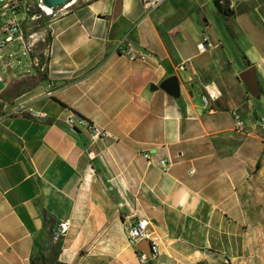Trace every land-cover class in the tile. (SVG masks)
Returning a JSON list of instances; mask_svg holds the SVG:
<instances>
[{"label":"crops","instance_id":"obj_1","mask_svg":"<svg viewBox=\"0 0 264 264\" xmlns=\"http://www.w3.org/2000/svg\"><path fill=\"white\" fill-rule=\"evenodd\" d=\"M226 1L232 19L264 40V0L255 8L252 0ZM75 2L51 23L45 80L26 75L0 94V264H30L56 242L63 222L69 232L60 263L142 264L137 250L147 246L128 239L139 219L149 221L159 249L144 264H264V129L257 123L264 118V42L242 50L258 92L251 95L240 79L224 92L225 48L200 54L197 47L191 56L184 45L190 27L183 11H216L214 0H164L152 13L140 0ZM201 22L212 27L204 14ZM124 41L150 58L119 55ZM172 77L177 95L162 88ZM208 93L216 100L205 106ZM18 105L43 117L11 118L22 114ZM72 115L110 138L92 141L86 130L69 128ZM161 160L170 162L166 174Z\"/></svg>","mask_w":264,"mask_h":264},{"label":"built area","instance_id":"obj_2","mask_svg":"<svg viewBox=\"0 0 264 264\" xmlns=\"http://www.w3.org/2000/svg\"><path fill=\"white\" fill-rule=\"evenodd\" d=\"M149 13L157 10L164 0H140ZM24 5V0H0V63L4 62L3 53L8 46L16 41L23 44V48L26 54L31 56L39 43L45 41L48 34H50L51 23L61 17L68 14L71 5H65L56 9L46 8L41 0H36L33 6ZM20 15H22L20 17ZM48 19V21L46 20ZM44 20L47 27L43 29L39 28V21ZM217 48V45L213 44L210 38L203 34L198 45V51L200 54H206ZM119 55L129 59L131 62L146 60L150 58V54L137 50L131 43L122 42L118 48ZM46 55L49 56V50L46 51ZM34 64L38 65V60L35 59ZM0 82L5 84L4 78L0 77ZM1 94V93H0ZM53 87L49 85L47 96L52 97ZM216 97L210 93L203 97V104L209 106L211 102L215 101ZM27 107L24 105L17 106L18 113H25ZM29 116L33 119H41L43 115L41 113L29 110ZM237 129L245 132L244 122L240 117L235 118ZM66 125L71 129H84L89 132L92 141H99L110 138V135L96 127L90 121L85 118L72 115L65 120ZM257 123L264 129V118L259 119ZM145 159L150 158V154L144 155ZM163 172L166 174L170 170V162L167 160H161L159 163ZM149 221L147 219H139L133 223L128 229V239L131 246L136 247L137 244L149 241ZM69 232V224L63 222L60 223L54 231V240L60 241ZM151 243L150 256L143 251H138L139 262L144 264L148 263L150 259H155L159 255L158 247Z\"/></svg>","mask_w":264,"mask_h":264},{"label":"rangeland","instance_id":"obj_3","mask_svg":"<svg viewBox=\"0 0 264 264\" xmlns=\"http://www.w3.org/2000/svg\"><path fill=\"white\" fill-rule=\"evenodd\" d=\"M76 1V2H75ZM74 2L77 3L76 7L82 6L83 1L85 0H75ZM262 0H252L248 4V7H258ZM222 4L225 9H228L229 12L230 2L226 0L222 1ZM24 5L27 8L28 6L35 5V0H24ZM168 7V4L163 5L161 8V12L164 11ZM243 5L241 8L237 9V13L243 12ZM261 13H264V5L259 8ZM261 13H258L261 16ZM185 17L184 22L189 25L190 29L187 35L185 36V47H188L191 51V56L198 55L197 47L198 43L195 38H198L200 41V37L205 34L207 35L213 44H218L221 47L225 48V53L227 54V60L229 61L222 70L223 76H229L230 79H225V84L222 85V90L226 92L228 88H226V84L230 86V89L235 91L238 81L239 75L244 71L245 61H244V51L243 48H248L254 46V44H258V41L264 42L263 37L259 35V33L252 32L250 29H243L240 27L241 22L237 19H232L233 16L228 17L227 22L229 27L227 28L224 23V16L218 14L214 9L213 5L209 8L207 6L203 10L204 16H206L211 22V28H206L203 26L201 22V18L203 14L196 13V12H189L188 10L183 11L182 13ZM252 16V14H250ZM22 15H20L21 17ZM256 17V15H254ZM262 18V17H261ZM200 43V42H199ZM23 44L19 41L14 42L10 46L5 49L4 53L2 54L4 57V62L0 63V77L4 78L5 85L7 88H10V83L20 79L21 77H25L26 75H34L36 73V69L32 62L31 57L25 53ZM219 52H215L212 54V60H217L218 63L222 61ZM210 57V55L199 56L195 60L205 59ZM223 81H220L222 83ZM216 83V82H215ZM220 86V85H219ZM9 93L6 91L5 94ZM4 94V95H5ZM0 99H3V95H0ZM52 242L45 248L43 253L45 254L48 259L51 258V248Z\"/></svg>","mask_w":264,"mask_h":264},{"label":"trees","instance_id":"obj_4","mask_svg":"<svg viewBox=\"0 0 264 264\" xmlns=\"http://www.w3.org/2000/svg\"><path fill=\"white\" fill-rule=\"evenodd\" d=\"M222 1L224 0H214V7L216 9V11L218 12V14L223 15L224 16V23L226 25V27L228 28V22L227 19L230 16H234V12H229L228 9H225ZM48 21V19H46ZM39 28L38 29H43L45 27H47V24L44 20H40L39 23ZM50 43H51V38H50V34L47 35L46 39L44 42L39 43L37 48L35 49V52L30 56L32 59V62L34 64L35 59L38 60V65L36 66L34 64V67L36 69V72L38 73V75L40 76V78L38 80L44 81L45 80V75H41V71L44 70L45 66L48 63V56L46 55V51L49 50L50 48ZM244 61H245V65L247 68H250V63L247 60L246 56L244 55ZM38 82V81H37ZM35 85L37 83H34ZM4 106L2 105V107H0V114L2 113ZM11 118H24V119H31V117L28 114H19V115H13ZM44 219H45V227L48 229L49 228V224H50V217L47 216L46 214H44ZM52 248H51V258L48 259V257L45 256V254L42 252L39 256L33 258L31 260L30 264H62L58 261V257L60 255L61 252V245H60V241L57 242H53L52 241Z\"/></svg>","mask_w":264,"mask_h":264},{"label":"water","instance_id":"obj_5","mask_svg":"<svg viewBox=\"0 0 264 264\" xmlns=\"http://www.w3.org/2000/svg\"><path fill=\"white\" fill-rule=\"evenodd\" d=\"M42 4L49 9H56L65 5L73 3L75 0H41ZM240 81L246 86L251 95H255L258 92V79L256 69L250 67L239 75ZM162 88L171 95H177L179 93V82L177 77H172L163 83ZM5 89V84L0 82V93ZM147 246V249H140L150 256L151 243L145 241L142 243Z\"/></svg>","mask_w":264,"mask_h":264},{"label":"bare ground","instance_id":"obj_6","mask_svg":"<svg viewBox=\"0 0 264 264\" xmlns=\"http://www.w3.org/2000/svg\"><path fill=\"white\" fill-rule=\"evenodd\" d=\"M74 3V2H73ZM70 5H73L72 3Z\"/></svg>","mask_w":264,"mask_h":264}]
</instances>
